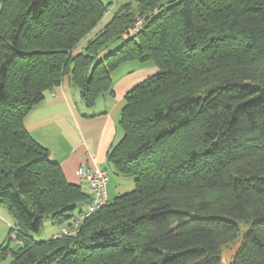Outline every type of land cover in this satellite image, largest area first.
<instances>
[{
	"label": "trees",
	"instance_id": "obj_1",
	"mask_svg": "<svg viewBox=\"0 0 264 264\" xmlns=\"http://www.w3.org/2000/svg\"><path fill=\"white\" fill-rule=\"evenodd\" d=\"M109 7L0 0V204L16 223L0 260L222 264L244 223L230 264H264V0H135L104 23ZM139 17L143 29L126 39ZM131 61L158 71L126 96L108 154V173L134 188L74 234L34 240L43 217L68 227L90 196L65 180L25 117L66 76L92 106Z\"/></svg>",
	"mask_w": 264,
	"mask_h": 264
},
{
	"label": "crops",
	"instance_id": "obj_2",
	"mask_svg": "<svg viewBox=\"0 0 264 264\" xmlns=\"http://www.w3.org/2000/svg\"><path fill=\"white\" fill-rule=\"evenodd\" d=\"M99 1L110 5L103 17L104 23L119 6L135 4V0ZM157 72L152 62L123 63L110 74V89L98 96L92 106L85 105L78 88L66 76L59 86L46 91L43 101L28 113L25 129L46 149L49 160L58 164L65 180L89 194L86 180L79 175L80 169L85 167L91 171L97 167L110 172L108 154L122 137L120 116L126 96ZM110 173L106 188L108 201L121 195L122 183L130 184L128 179ZM61 228L52 232L51 237L59 234Z\"/></svg>",
	"mask_w": 264,
	"mask_h": 264
},
{
	"label": "rangeland",
	"instance_id": "obj_3",
	"mask_svg": "<svg viewBox=\"0 0 264 264\" xmlns=\"http://www.w3.org/2000/svg\"><path fill=\"white\" fill-rule=\"evenodd\" d=\"M139 18H143V17H139ZM137 19L135 21L131 22V24L129 25L128 29L129 30L131 29V31L130 32L126 31V33H125L126 39L133 37L136 33H138V31L143 29L145 19L142 22V24H140L139 26H137L138 22L136 23ZM118 44H119V42H115V43L111 44L108 51H110L113 48H115L116 46H118ZM260 71H264V70L260 69ZM125 178L128 179L127 181H129L130 186L127 184L128 182L122 183L121 184V188H122L121 194H123L124 192H129L134 188L133 179L131 177H125ZM208 196L210 198H216L219 196L225 197L226 193H224L223 191H220V190L211 189L208 192ZM8 224L15 227L16 223H15L14 218L12 217V215L10 214L8 209L6 208V206L0 204V246L1 245L5 246L8 242V232H9ZM248 228H249L248 224H244V223L240 224L239 225L240 230H239L238 238L234 242H232L229 245L222 248V251H221V263L222 264H230L232 262V258L237 253V251L240 249L242 237H243L244 233L248 230ZM56 229H58V226L55 225L54 223H52L49 216H45L42 219V226H41L40 230L36 233H31L30 236L36 241L47 240L52 236V232H54ZM9 246L12 249H16L17 244L14 240H10ZM10 260H11L10 257H7L3 260H0V264H10Z\"/></svg>",
	"mask_w": 264,
	"mask_h": 264
},
{
	"label": "built area",
	"instance_id": "obj_4",
	"mask_svg": "<svg viewBox=\"0 0 264 264\" xmlns=\"http://www.w3.org/2000/svg\"><path fill=\"white\" fill-rule=\"evenodd\" d=\"M143 21L144 18H138L136 21V23L138 22L137 26L142 24ZM127 31L130 32L131 29H128ZM79 175L87 182L90 199L88 203L85 204L83 210L71 220L70 225L61 228L59 234L55 237L74 234L87 218L107 204L106 187L109 181L108 171L97 167L89 171L85 167H82L79 171ZM15 236L16 232H13L11 237L15 238Z\"/></svg>",
	"mask_w": 264,
	"mask_h": 264
}]
</instances>
